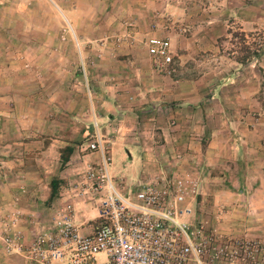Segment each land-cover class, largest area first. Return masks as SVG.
<instances>
[{"label": "rangeland", "instance_id": "obj_1", "mask_svg": "<svg viewBox=\"0 0 264 264\" xmlns=\"http://www.w3.org/2000/svg\"><path fill=\"white\" fill-rule=\"evenodd\" d=\"M148 32L169 38L177 48V72L158 75L191 81L188 94L201 93L196 105L222 111L214 125L245 120L254 140L264 143V0H0V126L7 128L6 137L41 140L43 147L26 153L28 157L40 155L48 143L63 145H54L46 156L59 162L51 168L54 175L57 168L65 167L60 155L67 145L76 149V160L87 158L86 166L97 160V153L87 148L91 138L86 136L95 119L101 122L108 154L117 129L126 132L131 127L146 131L148 135L142 136L148 141L159 139V120L170 118L160 110L146 114L152 103L134 100L137 91L131 82H122L118 68L132 60L126 52H145L148 35L139 34ZM17 128L30 132L20 134ZM130 151L138 167L140 156ZM133 164H125L124 170L118 150L112 151L109 173L125 193L129 179H137ZM86 166L79 164L60 178L58 190L62 185L69 190L83 187ZM216 208L213 195L201 193L191 204L188 220H201L209 235L258 240L256 260L247 264H264L261 238L216 229ZM16 209L20 207H4L0 212V264H26L20 254L7 252L5 236L19 231L27 243L37 229L27 235L19 221L16 230H6ZM19 212L21 220L25 213ZM28 216L42 227L55 215Z\"/></svg>", "mask_w": 264, "mask_h": 264}, {"label": "crops", "instance_id": "obj_2", "mask_svg": "<svg viewBox=\"0 0 264 264\" xmlns=\"http://www.w3.org/2000/svg\"><path fill=\"white\" fill-rule=\"evenodd\" d=\"M139 35L145 37L148 35L147 38L158 36L150 35V32ZM169 41L176 61L178 57L176 45L170 39ZM126 53L131 54L132 60L120 65L121 68L118 67L123 73L122 82L125 84L131 82V86L137 91L132 96L134 100L152 103L148 107L149 110L141 108V111L146 110V114L154 115V112L159 113L157 110H160L170 119L159 120L156 131L159 139H152L153 141H148L142 136L148 135L146 131H135L131 127L126 132L117 129V133L111 137L110 157L112 151L117 149L123 165L130 167L136 162L130 149L135 151L140 156V165L137 167L134 163L133 166L137 167V170L134 168L136 171H132L137 179L146 174L160 173L161 169L169 170L170 165H175L177 156L182 160V166L195 164L201 170V193L213 195L217 203L215 228L232 235L254 234L264 242V143L254 140V134L247 125L249 122L233 120L230 126L214 125L212 123L214 118L221 116L222 111L215 108L213 111L205 109L203 104L196 105L201 93L197 90L188 94L186 89L192 85L191 81L158 75L151 66L146 46L143 54L137 52L133 54L129 51ZM212 100V106H216V100L214 98ZM153 118L149 117V120ZM229 127L234 128L233 133L229 131L231 130ZM21 128H17L20 134L26 135L30 132L22 131ZM111 130L115 131L113 128ZM92 133L91 126L86 132L87 138L90 139ZM6 135L7 128L0 126V137H3L0 138V212L4 207L18 205L26 214L20 220V225L28 235L30 230L41 226H35L38 221L30 219L28 215L36 213L40 216L42 212L56 215L69 205L68 212L71 214L72 222L80 233H87L97 215L99 198L88 197L82 187H71L69 190L62 185L56 195L47 201L50 192L48 182L55 176L64 179L71 171H75L79 164L85 167L87 158L76 160L78 154L74 149L65 167L57 168L55 173L57 175H54L51 168L54 163L56 166L59 162L52 163L46 156L54 151L52 150L54 145L56 147L63 145L56 142L48 143L44 145L40 155L28 157L26 153L43 147L41 140L11 141ZM153 136L154 134H151V138ZM125 158L127 160H124ZM126 169L125 166L124 170ZM134 180L129 179L128 183ZM21 187L24 190H21ZM49 264L68 262L66 257L56 256Z\"/></svg>", "mask_w": 264, "mask_h": 264}, {"label": "built area", "instance_id": "obj_3", "mask_svg": "<svg viewBox=\"0 0 264 264\" xmlns=\"http://www.w3.org/2000/svg\"><path fill=\"white\" fill-rule=\"evenodd\" d=\"M145 46L156 73L177 72L167 37L149 36ZM103 136L101 122L95 119L87 148L97 153L98 159L86 166L81 186L88 197L100 199L90 230L80 233L67 205L50 222L32 231L27 243L19 231L5 236L7 252L20 254L26 264H49L56 256L66 257L68 264L255 262L261 245L258 240L209 235L201 220H188L191 204L201 194L200 167L192 163L182 166L177 156L169 170L143 175L128 183L125 193L123 186L119 189L112 181ZM19 211L12 212L6 230L17 229Z\"/></svg>", "mask_w": 264, "mask_h": 264}, {"label": "trees", "instance_id": "obj_4", "mask_svg": "<svg viewBox=\"0 0 264 264\" xmlns=\"http://www.w3.org/2000/svg\"><path fill=\"white\" fill-rule=\"evenodd\" d=\"M253 53H254V55H256V53H257L256 50ZM239 62H243V60H241ZM90 129H91V127H90ZM72 152H73V146L67 145L63 148L61 155H60L61 166L68 161L69 156L71 155ZM59 185H60L59 178H52L50 180V182H49L50 192H49V195L47 197V201H50L56 195L58 188H59Z\"/></svg>", "mask_w": 264, "mask_h": 264}]
</instances>
